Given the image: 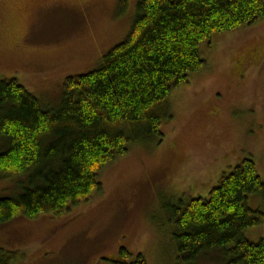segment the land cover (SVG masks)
<instances>
[{"label": "rangeland", "instance_id": "374dc122", "mask_svg": "<svg viewBox=\"0 0 264 264\" xmlns=\"http://www.w3.org/2000/svg\"><path fill=\"white\" fill-rule=\"evenodd\" d=\"M119 1L0 0V79L56 108L66 79L98 69L130 34L139 0H128L124 13ZM200 53L204 68L167 100L162 136L107 166L101 193L63 217L0 225V249L17 254L14 264H120L139 255L147 264H187L165 205L207 199L245 159L264 181V19L213 37ZM13 186L0 180V198ZM249 206L264 213L263 197ZM246 237L264 243V222ZM192 264L228 261L213 252Z\"/></svg>", "mask_w": 264, "mask_h": 264}, {"label": "trees", "instance_id": "16d2710c", "mask_svg": "<svg viewBox=\"0 0 264 264\" xmlns=\"http://www.w3.org/2000/svg\"><path fill=\"white\" fill-rule=\"evenodd\" d=\"M119 8L124 13L128 0ZM263 19L264 0H139L127 39L98 69L67 78L56 108H45L17 80L0 79V180L15 188L0 198V225L63 217L90 202L102 192L99 176L107 166L132 145L162 136L171 118L168 98L204 68L201 46ZM256 195L264 199V181L245 159L207 199L167 203L181 260L192 264L216 252L228 264H264V243L246 237L264 222V213L249 206ZM16 257L0 249V264ZM120 264L147 263L139 255Z\"/></svg>", "mask_w": 264, "mask_h": 264}]
</instances>
